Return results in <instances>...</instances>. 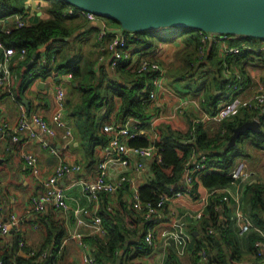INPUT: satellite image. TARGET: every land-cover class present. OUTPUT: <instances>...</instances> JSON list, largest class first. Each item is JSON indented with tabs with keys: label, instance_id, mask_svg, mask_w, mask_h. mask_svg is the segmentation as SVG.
Wrapping results in <instances>:
<instances>
[{
	"label": "trees",
	"instance_id": "16d2710c",
	"mask_svg": "<svg viewBox=\"0 0 264 264\" xmlns=\"http://www.w3.org/2000/svg\"><path fill=\"white\" fill-rule=\"evenodd\" d=\"M50 2L51 17L41 18L34 24L14 27L10 33L1 34L5 44L25 46L27 49L26 58L15 63L16 65H11V71L17 74L16 77H12L10 84L13 97L21 101L25 86L38 76L42 79L48 76L54 78L58 76L59 78L55 80L60 81L64 74H71L70 96L69 101L65 102L66 108L63 115L69 120L72 132L79 146L83 148L84 158L87 161L94 158L95 146L105 144L108 140V133L103 130V124L106 121L124 122L130 117L136 119L130 123V129L133 131L144 129L145 132L130 138L128 142L131 145H147L149 141L145 134L149 135L150 131L155 130L157 136L154 143L160 148L157 153L161 158L156 157L149 163L150 174L146 182L139 186L143 201L155 202L158 192L172 193L178 187L185 159L194 151L196 154L204 153L207 157L206 166L195 175L197 178L195 177L191 191V194L196 196L195 198L200 195L199 185L211 190L232 183L234 180L229 171L233 167V156L237 153L233 151L235 144L229 143V139L233 128L247 119L257 117L260 129L259 131L248 129L242 132L237 139L245 136L255 146L264 149V114L246 108L240 114L223 119L220 128L211 134L203 122L196 123L188 140L186 138L188 134L173 128L169 121L163 119L151 124L147 120L151 117L148 111L150 102L146 89L148 75L132 73L124 68L123 64L117 66L116 70H112L105 60L96 65L100 55H105V59L108 58L105 44L111 30H107L102 39L93 40L89 48L83 49L82 43L76 45V40L93 30L98 32L100 28L89 26L71 38L73 32L85 26L90 18L85 20L82 14L65 13L71 6L64 0H50ZM24 8L20 0H0V17L22 12ZM113 21L119 26L117 31H120L119 22ZM170 28L169 32H161L160 27L137 31L139 39L130 40L131 44L128 47H132L134 53H145L146 55L156 49L157 39H174L178 36L177 34L191 31L184 45L187 53L181 58L186 69L182 71L180 67L174 68L180 70L181 75L178 79L173 77L171 81L181 82L186 77H192L198 81L199 79L194 77L195 73L204 76L203 80L194 87L193 93L203 88L205 101L202 107L209 114L214 115L217 110V99L221 96L228 97V91L236 79L235 74L238 73L240 76L245 74L246 58L251 54H260L264 51L238 46L237 51L226 53L223 56L219 54V41L209 39L204 44L201 42L200 35L196 33L199 29L182 26H170ZM227 35L225 43L228 47L234 42L239 43L242 37L246 39L250 37L232 33H227ZM258 39L260 42L264 40V38ZM201 44L203 45L202 52ZM33 53L36 56L29 62ZM41 55L47 56V63L40 62ZM51 58L54 60L52 61ZM225 66L231 71L229 77L223 75ZM165 69L167 76L168 68L165 67ZM206 75H210L211 79L205 78ZM15 83H17L16 86ZM187 83L185 85L190 87L191 85ZM216 89L220 91L217 93ZM220 201L221 194H211L203 214L196 219L198 222L191 226V229L198 230V234H193L190 230L193 237L190 249L188 248L192 259L190 264H197L201 249L206 250L207 264H261L263 256L254 244L256 234L250 235L248 251L242 252L235 231L230 224L221 228L218 233L209 232V228L219 223L221 219V210L216 208ZM128 204L122 203L120 211L104 208L99 210L107 233L97 256L104 264L113 262L121 248L124 253L129 252L132 243V241L127 242L129 238L135 243V254L146 252L148 247L150 248L144 236L147 232V222L150 226L155 227V224L147 221L139 226L140 212L132 202ZM241 204L243 211L264 228V184L258 181L247 184L244 191V203L241 199ZM222 215L225 219L221 221L227 222L229 218L227 212L223 211ZM52 225L58 229L46 225L44 244L53 243L57 246L64 237L63 224L56 222ZM139 245L142 248H139ZM0 258L3 264L12 261L9 260L6 252H0ZM166 261L167 264H180L172 250L168 251ZM16 262L17 264H31L21 257H18ZM119 264H124L123 260Z\"/></svg>",
	"mask_w": 264,
	"mask_h": 264
},
{
	"label": "crops",
	"instance_id": "0c3cea01",
	"mask_svg": "<svg viewBox=\"0 0 264 264\" xmlns=\"http://www.w3.org/2000/svg\"><path fill=\"white\" fill-rule=\"evenodd\" d=\"M20 2L27 9L25 10L24 8L22 12L17 13H22L24 15L23 17L29 24H34L41 18L51 17V13L49 11V6L51 5L50 0H20ZM87 18L88 17L85 16L84 19L88 20ZM95 18L97 17L90 18L89 22ZM102 20L106 30H119V26L115 22L112 21L113 23L111 24V27H109L107 24L108 22H106L103 18ZM99 31L100 29L98 32L93 30L92 32L84 34L76 40V45L82 43L83 49L89 48L93 40L96 38L98 39ZM182 33H187L185 38H179V34H177L178 36H176L174 39L156 40V51L159 48H164V46H162L163 44L169 45L165 47V59L166 61L170 60L171 62L169 63L171 64H173V57L170 55V53H173L174 47L176 45L178 46L179 44H182V47H184L185 44L184 42L182 43V40L185 39L186 42L189 31ZM196 33L199 35V31ZM218 50L220 55H224L223 49L220 47V45L218 46ZM100 57L101 55L98 57L96 65H99L103 60L107 62L108 58L105 59V55L104 58L102 57V59ZM156 59L159 60L158 58ZM248 59H250V61L247 60L244 63L246 85L242 88V91L237 96L240 99V103L238 105L237 111L234 114L242 113L244 108L249 109L246 102L251 96L261 91V88L264 86V52L260 54H251L248 56ZM32 60L33 59L31 56L29 62ZM18 61L20 60L11 61L10 68L12 64L17 63ZM160 62L165 65L162 61ZM106 66L108 68V65ZM242 76L243 75H241L240 78H242ZM194 77L199 80L197 81L192 77H190L188 80L184 79L186 83L188 82L187 84L191 85L190 87H187L185 84H183V81L178 82L173 80L175 82L169 83L166 76V83L170 87V92L166 93V95L159 96L158 100L152 102L148 108L151 116L154 115L158 110L163 111L164 116L157 122L163 119L165 121H169L173 128L188 134L186 135L187 140L190 139L189 136L192 134L196 123L203 122L207 131L211 134L220 128L223 119L230 118L234 115L232 114L223 119H217L214 115L205 111V109L202 107V103L205 101L203 88L193 93L194 87L198 82L203 80L204 76H199L198 73H196L194 74ZM58 78V76L56 78L48 76L45 79H42L40 76L36 77L34 81L25 86L21 101H17L13 97V94H7L5 87L0 88V123L4 121L9 125H14L20 116L21 104L24 105L26 114H29L30 112H37L44 116V118L50 120L51 115L57 109V103L54 96V85L59 82L65 86V102L69 101L68 97L70 96L69 84L71 81V75L69 76V73L64 74L60 81L55 80ZM205 78L211 79V76L206 75ZM17 83L14 85L16 86ZM40 84H42V86ZM214 87L216 88L215 85ZM215 91L218 93L220 89H216ZM184 98H188L189 100L187 104L183 106V109H180L179 102ZM66 121L70 126L69 120L66 119ZM32 127L36 128V130L39 132L38 136L31 137L29 136L28 132L23 131L19 133V139L17 141L12 140V132L9 129L0 127V210L2 211L3 217L6 220H9L10 215L13 213L17 216L14 230L12 229L8 235L0 234V252L7 253L9 260H12L9 261V263L17 261L18 257H21L27 260V262H31V264H43L48 262L49 257L51 259L52 255V258H54V264H91L83 260L84 255H88L89 257L95 259L97 264H104L103 262H100L97 256V253L99 249H101L107 233V229L104 227L103 220L101 223L103 231L93 232L91 231L90 226L78 223L77 217L81 216L87 220H91L94 215H100L99 210L101 208L106 210L120 211L122 203L128 204L131 202L129 189L124 187L112 192L102 191L96 198H89L83 191L78 180H89L93 178L96 163L100 156V145H96L94 148V158H92L90 161H87L86 158H84L83 148L79 146L78 141L76 140L73 133L66 137L64 136V129L57 128L55 135L47 136L44 132H41L39 128H37L36 124L32 125ZM150 132H155L157 136V132L155 130ZM146 137L148 139V134ZM237 138L234 142H236ZM41 139L47 140V146L42 143ZM240 139L246 141L249 153H259L262 156V166L264 167V149L255 146L252 141L245 136L241 137ZM51 147L56 149V153L52 152ZM21 148L28 149L37 155L40 166V171L37 175L32 174L31 171L25 166V163L19 153V149ZM192 154H196L195 151ZM60 158H63L66 161H80L83 165V171L79 174L67 173L58 178L57 184L63 187L65 190L64 192L67 203L65 207H57L53 204H47L43 212H35L31 209V197L34 195L38 196L43 193L46 180L48 176L53 173L55 168L54 166L57 164ZM242 160H245L247 166L246 171H249L250 175L242 180L241 183L233 181L228 185L216 187V191L214 193H210L209 188L199 185L198 190L200 195L198 198H195L196 196L192 195L190 192L185 193L177 199L171 200L170 202L164 204L161 210L163 217L159 222V226L164 227L167 225L169 223V215L174 211L177 214L183 215V219L186 221L185 225L191 230L193 234H198L197 229H191V226L198 222V220L193 218V212L201 208L204 211V207L209 196L211 194H222V187H226L229 192L237 195L244 203V191L246 185L255 181L264 184V179L258 176V167H251V163H249L247 157H243ZM144 161L148 162L145 159ZM123 170H126V175H132V177H134L140 185L146 182V173H135L133 175L132 168L126 169L113 166L110 167V174L113 178H116ZM183 182L182 173L177 188L183 186ZM191 204H197V207H193ZM83 207L89 208L90 213L88 215L77 214L76 209ZM216 208H220L221 210V219L219 220L221 221L223 218H225L222 215L223 211L227 212L229 208H225L220 204ZM137 210L140 212L139 214L142 218H138V224L141 226V224L143 225L144 222H147V218L144 215L143 209ZM56 222L63 224L64 237L59 245H57V251H54L57 246L53 243L44 244V237L46 225H51L53 227L52 224ZM147 224V230L153 227L157 232L156 225L154 227L150 226L148 222ZM230 226L233 227L235 231L242 252H247L248 246L250 244V235L252 233H248L243 237H239L236 233L235 226L232 224H230ZM52 227L51 229L54 228ZM75 231L82 233L83 238L87 242L86 247L82 246L75 236L72 235V233ZM19 240H22L23 243L20 244ZM129 241H132L129 252L126 254L121 248L117 252L115 260L109 264H119L122 260L124 264H167V253L172 249L170 246L166 245L161 238H156L154 243L150 245V248L148 247L146 252H138L137 254H135V243H133V239L129 238L127 242L129 243ZM42 250H47L50 256L46 257L44 260H38L37 255ZM174 255L180 264H185L181 259H184L183 257L187 255L190 256L189 262L187 264L192 262L189 250H187L186 254L182 256H178L175 253ZM118 257L119 260L117 262L116 259ZM197 264H207V260L200 261V258H198ZM261 264H264V260Z\"/></svg>",
	"mask_w": 264,
	"mask_h": 264
},
{
	"label": "built area",
	"instance_id": "2783aa9c",
	"mask_svg": "<svg viewBox=\"0 0 264 264\" xmlns=\"http://www.w3.org/2000/svg\"><path fill=\"white\" fill-rule=\"evenodd\" d=\"M70 6L71 7H68L65 13L83 14L88 18L95 17V14L91 12L75 8L72 5ZM23 16L24 15L22 13H14L9 16L0 17V88L5 87V91L9 95L13 94V90L9 86L12 77L17 76L16 73L11 71L10 62L13 60H24L27 56V49L25 46L5 44L1 34L10 33L14 27L29 25ZM105 34L106 32L101 30L98 38L102 39ZM199 35L203 44L209 39L219 41L224 55L229 52H235L239 49L238 46L228 47L226 45L225 39L227 38V35L203 31H199ZM134 39H139V35L134 31H111L105 44V48L108 52L107 62L112 70H116L117 66L123 64L124 68L132 73L148 75V84L146 89L147 98L150 102L148 105L149 108L152 102L158 100L159 96L166 95V93L170 92V87L166 83V69L159 60L142 53H134L132 48L128 47L130 40ZM243 47H249L251 50H264V40L260 42V46L258 48H256L253 44L249 46L244 44ZM200 50L201 52L203 50L202 44ZM102 57L104 58V55H101L100 58L102 59ZM51 60L53 61L54 58H51ZM40 62L43 64L47 63V56L41 55ZM230 72L231 71L228 67L225 66L223 75L226 77L230 75ZM70 75L71 74H69V76ZM235 75L236 78H240V74L236 73ZM54 96L57 103V109L51 115L50 120H47L44 116L37 112H30L29 114H26L25 107L21 104L18 121L14 125H9L7 122L3 121L0 123V127L9 129L12 132L11 138L13 141H17L19 139V133L23 131L28 132L31 137L38 136L39 132L36 128L32 127L34 124H36L37 128H39V130L44 132L47 136L55 135L57 128H64V136H69L71 134V127L67 124L63 115L66 101V88L63 84L57 82L54 85ZM188 100V98L180 100V109H183V106L187 104ZM216 103L217 110L214 116L217 119H223L237 111L240 99L238 97L225 99L221 96L217 99ZM246 104L250 110L264 114V86L261 88V91L251 96ZM163 116V111L158 110L151 116L153 119L151 121L149 120V122L154 124ZM256 119L258 118L256 117ZM134 120L136 121V119L130 117L124 122H115L112 120L104 122L103 130L108 133V140L105 144L100 145V156L96 163L94 176L89 180L79 179L78 181L83 191L89 198H96L102 191L112 192L119 188L127 187L129 189V196L131 197L133 206L138 209H143L147 221L156 225L157 232L153 227L147 230L144 236L146 244L152 245L156 238H161L166 245L171 247L176 255L182 256L186 254L193 241L190 229H188L185 225L186 221L183 219V215L177 214L174 211L169 215V223L164 227L159 226V222L163 217L161 210L167 202L177 199L185 193H190L192 191L194 178H197V176H195L196 172L206 166V154H192L185 159L183 169V186L176 188L170 194L166 192H158L155 202H151L149 200L143 201L139 192L140 184L134 177H132V175H126L125 170L120 172L116 178H113L110 174V167L114 166L126 169L132 168L133 175L135 173H146V177L148 178L150 168L147 169L146 165H149L150 167L149 163L154 158H161L160 154L157 153L160 148L154 143V140L156 139L155 132L148 135L149 143L147 145L129 144L128 141L130 138L145 132L144 129L135 131L130 129V123ZM41 140H43L44 145H47V140ZM51 150L53 153H56V149L54 147H51ZM19 153L25 163V166L32 172V174L37 175L40 171L37 156L33 152L24 149H19ZM141 158H144L148 162L145 163ZM246 167V162L242 159L233 165L229 173L234 181L241 183L242 180L250 175L249 171H246ZM82 171L83 165L80 161L70 162L60 158L53 173L49 175L46 180L43 193L38 196L31 197V209L35 212H43L46 207V203L49 201H52L55 204H61L62 206L65 205V190L57 184V180L64 174H79ZM215 191V189L209 190L210 193H214ZM220 205L225 208H229L227 211L229 215L228 221H219V223L209 228V232L218 233L221 228H225L228 224H232L235 226L236 233L239 237H243L248 233L256 234L257 237L254 240V244L259 249V252L262 254L264 260V228L255 223L250 215L243 211L241 199L237 195L229 192L226 187H222ZM76 211L78 215H88L90 213L88 207L78 208ZM202 214L203 209L201 208L195 210L192 215L194 219H199ZM16 221L17 216L14 213L10 215L9 220H6L0 210V234L8 235L12 229L14 230ZM77 222L90 226L93 232L103 231L101 226L102 218L100 215H94L91 220L78 216ZM74 236L82 246H87V242L82 238L79 232H74ZM19 243L22 244V240H19ZM139 248H142V246L139 245ZM49 256L50 255L47 250H42L37 255L38 260H44ZM52 257L53 256L51 255V259L49 257V261L43 264H54V258ZM199 258L200 261L207 260V253L205 249H201ZM83 260L91 264H97V261L88 255H84ZM0 264H3L1 259ZM7 264H17V262L13 261Z\"/></svg>",
	"mask_w": 264,
	"mask_h": 264
},
{
	"label": "water",
	"instance_id": "95a60500",
	"mask_svg": "<svg viewBox=\"0 0 264 264\" xmlns=\"http://www.w3.org/2000/svg\"><path fill=\"white\" fill-rule=\"evenodd\" d=\"M64 1L97 17L73 32L71 38L89 26H98L103 30V17L117 20L121 29L134 32L163 26H182L220 35L232 33L264 38V0ZM35 56L33 53L32 59ZM259 126L256 118L243 121L233 128L230 143L248 129L259 131ZM116 260L118 262L119 257Z\"/></svg>",
	"mask_w": 264,
	"mask_h": 264
},
{
	"label": "rangeland",
	"instance_id": "374dc122",
	"mask_svg": "<svg viewBox=\"0 0 264 264\" xmlns=\"http://www.w3.org/2000/svg\"><path fill=\"white\" fill-rule=\"evenodd\" d=\"M27 8L25 7V10H26ZM103 19H105V21L106 22H108L107 24H108V26L109 27H111V24L113 23V22H115V21H113V20H110L109 18H105V17H103ZM110 21V22H109ZM113 21V22H112ZM116 23V22H115ZM166 30H171V28H170V26H163V27H160V31L161 32H167ZM105 32H107V30L105 29L104 30ZM168 31V32H169ZM188 32V31H187ZM191 31H189V33H190ZM194 32V31H193ZM186 34L187 33H181V34H179V38H185V36H186ZM189 35V34H188ZM187 35V36H188ZM228 36V35H227ZM242 36V35H241ZM97 39V38H96ZM184 42V44H185V39L184 40H182V43ZM93 43V42H92ZM91 43V44H92ZM90 44V45H91ZM244 44H247L248 46L249 45H251V44H253L256 48H258L259 46H260V39H258V38H256V37H248L247 39L245 38V37H242L241 39H240V42L239 43H236V42H234L232 45H231V47H233V46H239V47H243V45ZM227 45V44H226ZM162 46H164V48H159V49H157V51H156V49L154 50V51H151V52H149V53H146L147 55H150V56H154V57H156V58H158L160 61H162L165 65L164 66H166L168 69H167V81L169 82V83H171L172 81V79H173V77H176L177 79H178V77H180V75H181V72H180V70H176V69H174V68H178V67H180V69L183 71L184 69H186V67H185V65H183V62H182V59L181 58H183L185 55H186V53H187V51H185V47H182V44H179L178 46L176 45L175 47H174V51H173V53L171 54L170 53V55L173 57V64H171V63H169V62H171L170 60L169 61H166V59H165V50H166V46H169L168 44H163ZM183 48V49H182ZM248 49H250L249 47H248ZM145 54V53H144ZM200 54H201V52H200ZM224 56V55H223ZM250 61V59H248V57L246 58V61ZM172 68V69H171ZM173 69H174V71H173ZM168 70H169V72H168ZM196 74V73H195ZM230 75H228V76H226V77H229ZM190 77H186V78H184L185 80H188ZM184 79L182 80L183 81V84H186V81H184ZM246 85V76H245V74H243V76H242V78H236L235 79V82L232 84V87H231V89L228 91V99H231V98H236L237 96H238V94L242 91V88L244 87ZM194 86V85H193ZM180 87H182V86H180ZM183 88H185V87H183ZM236 90H237V93H236ZM223 97V96H222ZM223 98H225V97H223ZM227 98H225V99H227ZM66 119V118H65ZM153 118L152 117H149V119H147V120H152ZM48 120V119H47ZM64 129V128H63ZM64 132H65V129H64ZM73 132H72V130H71V134H72ZM70 134V135H71ZM69 135V136H70ZM34 137H36V136H34ZM244 139V138H243ZM42 141V143H43V140H41ZM249 141V140H248ZM235 143V146H234V148H233V151H235L237 154H235L234 156H233V165H235L236 163H238V161L239 160H241V159H243V157H247V159L249 160V163H251V167H258V176L260 177V178H263L264 179V167L262 166V164H263V158H262V156L258 153H249L248 152V150L249 149H247V145H246V141L245 140H242V139H237L236 140V142H234ZM44 144V143H43ZM249 144V143H248ZM47 146V145H46ZM21 149H24V148H21ZM24 150H28V149H24ZM30 151V150H29ZM32 152V151H31ZM34 153V152H33ZM35 154V153H34ZM36 155V154H35ZM37 156V155H36ZM37 159H38V157H37ZM63 159V158H62ZM66 161V160H65ZM38 162V161H37ZM71 162V161H70ZM38 164H39V162H38ZM55 166H56V164H55ZM54 166V167H55ZM40 167V166H39ZM126 171V170H125ZM32 173V172H31ZM196 175V174H195ZM194 181H195V178H194ZM202 186V185H201ZM42 194V193H41ZM35 196V195H34ZM47 204H53V205H55V206H57V207H65L66 205H67V203H66V197H65V205H61V204H55V203H53L52 201H49V202H47L46 203V206H47ZM191 206H193V207H197V204H191ZM46 208V207H45ZM92 231V230H91ZM75 232H79V231H75ZM80 234H81V236H82V233L81 232H79ZM72 235H74V232L72 233ZM82 238H83V236H82ZM84 239V238H83ZM57 249H58V246L54 249V251H57ZM189 257L190 256H184L183 258L184 259H181L182 261H183V263H185V264H187L188 262H189Z\"/></svg>",
	"mask_w": 264,
	"mask_h": 264
}]
</instances>
